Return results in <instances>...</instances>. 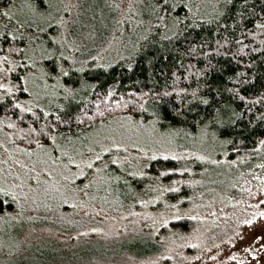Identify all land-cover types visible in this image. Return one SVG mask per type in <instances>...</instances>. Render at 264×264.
<instances>
[{"label": "rangeland", "instance_id": "rangeland-1", "mask_svg": "<svg viewBox=\"0 0 264 264\" xmlns=\"http://www.w3.org/2000/svg\"><path fill=\"white\" fill-rule=\"evenodd\" d=\"M140 1L36 0L40 13L49 12L39 16L36 28L53 26L54 32L50 50L33 41L34 50L24 53L31 64L26 88L32 89L34 101L42 102L31 86L46 79L42 61L50 54L55 58L51 70L62 72L66 67L59 64L61 59H77L81 66L108 63L127 46L132 49L144 32L138 27ZM30 5L20 2L17 9ZM23 100L33 102L31 97ZM87 132L53 135L50 143L27 148L12 139L0 119V206L8 209L0 214V264H88L101 256L96 249L106 251L101 244L109 243L116 253L125 244L120 239L159 227L160 253L135 257L119 251L123 254H104L95 261L264 264V150L261 161L244 165L243 155L220 153L204 128L170 130L127 112L104 117ZM166 156L195 158L197 163L186 166L185 175L182 170L156 178L142 190L131 181L145 173L143 166L150 160ZM168 192L170 198L164 195Z\"/></svg>", "mask_w": 264, "mask_h": 264}, {"label": "trees", "instance_id": "trees-1", "mask_svg": "<svg viewBox=\"0 0 264 264\" xmlns=\"http://www.w3.org/2000/svg\"><path fill=\"white\" fill-rule=\"evenodd\" d=\"M20 2L30 3V8L17 9ZM40 8L36 0H0V119L16 143L34 148L50 143L53 135L77 137L82 130L91 132L104 117L127 112L154 119L170 130L204 128L220 153L228 158L243 155L244 165L263 159L264 0H141L137 17L144 32L118 58L82 66L77 59H61L59 64L66 67L62 72L57 67L51 70L54 55L42 61L47 77L31 86L41 95V103L26 88L31 64L24 59L36 42L50 50L54 27L36 28L42 21L39 16L49 15L40 13ZM28 97L35 103H24ZM196 163L195 158L153 159L143 166L145 173L131 181L142 190L156 178L182 174V170L185 175V167ZM171 193L164 195L170 198ZM4 210L8 209L0 206V214ZM171 224L186 226L180 221ZM159 228L151 235L120 239L125 244L116 253L106 246L109 243L101 244L106 251L91 245L110 258L127 252L135 257L156 255L163 247ZM100 257L85 262L98 264L95 260Z\"/></svg>", "mask_w": 264, "mask_h": 264}, {"label": "bare ground", "instance_id": "bare-ground-1", "mask_svg": "<svg viewBox=\"0 0 264 264\" xmlns=\"http://www.w3.org/2000/svg\"><path fill=\"white\" fill-rule=\"evenodd\" d=\"M132 2V1H131Z\"/></svg>", "mask_w": 264, "mask_h": 264}]
</instances>
